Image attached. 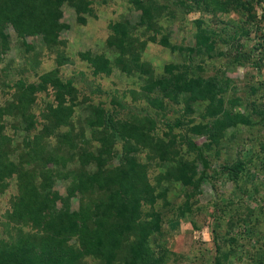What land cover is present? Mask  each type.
<instances>
[{"label":"trees","instance_id":"obj_1","mask_svg":"<svg viewBox=\"0 0 264 264\" xmlns=\"http://www.w3.org/2000/svg\"><path fill=\"white\" fill-rule=\"evenodd\" d=\"M129 1L140 12L139 22L135 28L128 23H109L105 46L113 50L114 59L111 61L105 53L93 56L88 53L84 60L92 67L94 76H109L115 66L127 77L143 79L138 91H129L131 98L145 100L152 111L143 108L134 111L124 99L108 93L113 106L133 114L126 120H114L103 107L88 105L87 137L84 127H77L73 118L78 104L75 81L61 83L51 73L43 75L38 84L26 85L19 80L15 99L5 107L0 106V194L8 187L7 181L14 178L17 194L5 217L18 227L14 234L7 229L8 236H0V264H166L165 255H156L151 247L157 246L156 241H152L153 245L149 241L161 233L163 221L156 207L159 201L168 205L166 185L171 184L186 189L182 204L171 209L177 211V219L192 214L204 185L212 187L214 181L231 180L236 191L221 198V203L214 202L221 218L228 217V229L235 224L257 222L256 229L259 227L263 208L258 207V211L248 207L250 201L244 195L253 197L261 188L264 190V182L251 179L253 173H264V139L259 141L258 152L251 151L231 164H220L218 169L212 166L207 152L213 150L217 155L228 130L251 125V115H259L256 124H264V100L251 101L247 105L252 111L249 115L236 111L240 98L226 101L223 96L231 79L202 75L206 62L202 59L196 65L193 56L229 57L230 65L244 66L251 62L256 68L264 67V33L261 42L250 51L244 52L246 43H241L242 39L250 40L254 27L261 31L264 6L260 15L256 8L264 0H194V7L186 3L188 0L172 2L186 12L195 9L207 13L235 12L245 18L242 27L235 23L236 31L221 40L226 47L231 43L226 51L217 49L216 32L202 27V20L195 21L194 46L171 43L159 22L167 6L156 0ZM65 6L74 11L81 24L93 15L90 0H0L1 49L8 47L4 33L7 24L22 38L38 37L47 47L60 46L63 42L58 39L59 32L67 27L60 23ZM169 15L173 16L172 12ZM23 44L27 47L24 40ZM149 44L176 52L182 62L163 64L162 73L157 74L150 60L146 62L142 57ZM258 50L260 55L252 62V53ZM78 81L83 88L92 86L83 77ZM50 83L58 102L55 106L48 104L37 117L29 107L36 94L46 91ZM251 93H255L252 87ZM66 96H71L72 103H65ZM199 102L205 106L196 122L190 116L196 111L194 104ZM172 104L181 107L186 120L169 123L163 119L166 107ZM5 116L18 121L14 127H21L26 133L23 140L26 152L17 162L9 155L11 138L4 134ZM161 126L164 127L161 135H156L157 127ZM199 138L204 139L201 146L196 143ZM50 139L55 145H49ZM118 142H122L120 152L115 150ZM94 143L100 144L95 147ZM188 152L192 154L190 159L185 157ZM141 153L146 154V163L139 161L137 155ZM152 162L163 168L153 184L148 176V164ZM57 182L63 184L65 196L54 190ZM245 182L255 184L247 188ZM72 197L78 199L76 210L69 205ZM242 209L247 210L240 212ZM24 227L31 230L25 231ZM247 230L251 236V229ZM214 234V240L222 237L215 231ZM239 247L219 249L220 255L212 264H227Z\"/></svg>","mask_w":264,"mask_h":264},{"label":"rangeland","instance_id":"obj_2","mask_svg":"<svg viewBox=\"0 0 264 264\" xmlns=\"http://www.w3.org/2000/svg\"><path fill=\"white\" fill-rule=\"evenodd\" d=\"M93 7V15L86 17V23L81 24L77 21L74 11L65 6L62 8V18L60 23L67 27L59 32L58 39L63 43L60 46L47 47L40 38L27 36L20 37L12 26L7 24L4 33L7 35L8 47L1 49L0 40V106L5 107L9 102L15 99L14 92L16 84L19 80L25 84H38L43 75L51 73L54 80L67 82L74 80L77 87L76 101L78 104L74 107L73 118L77 127H84V133L88 137L89 127L85 123V119L89 115L88 105L103 107L114 120H126L131 114L128 109H121L113 106L107 97L108 93H114L119 98L125 100L126 104L133 107L136 111L140 108L148 109L146 101L143 99L131 98V90H139V87L144 84L143 79L135 76L127 77L119 72L114 66L112 73L109 76H94L92 67L84 60L86 54L105 55L112 61L114 52L106 48L105 39L107 37L109 23L127 24L134 27L138 24L140 12L134 10L129 0H90ZM161 5L167 6L160 18V24L164 26V32H168L169 41L176 45L194 46V34L196 32L195 21L202 20L203 26L208 30L215 31L218 38L216 47L226 51L227 47L224 41L231 36L235 31V23L238 28L243 26L245 18H241L235 12L229 14L215 12H199L192 10L186 12L179 5H173L176 0H156ZM188 5L194 7V0H188ZM264 3L257 6L258 14L261 12ZM172 12V15H169ZM257 14V15H258ZM261 31L252 29L250 40H241V43H246L244 52H247L253 46L257 45L262 40L264 33V22L261 25ZM219 39V40H218ZM24 42L27 43L23 44ZM250 51V50H249ZM260 50L252 53V62L259 57ZM143 60L152 63L156 67V73L161 74V65L167 63L182 62V59L176 52H170L168 49L158 45L149 44L144 51ZM217 57V56H216ZM194 64H200L201 60H205L204 76H217L231 79L229 89L223 94L226 101L232 98H240V106L234 109L244 115L251 114V109L247 106L251 101L261 102L264 100V67L256 68L250 64L244 66L230 65L229 57H218L207 59L206 56H193ZM62 61L60 62V60ZM152 66V67H153ZM85 78L92 86L83 88L79 79ZM251 87L255 89V93H251ZM96 89V91H94ZM130 90V91H129ZM136 97L137 95L134 94ZM75 101V100H74ZM58 102V97L55 95V88L51 83L47 84V89L43 93H37L34 103L29 107V111L35 116L40 114L50 104L55 106ZM72 103L71 96L65 97V103ZM205 103L194 104L195 113L190 117L195 118L198 122L204 110ZM247 106V107H246ZM152 111V110H151ZM181 107L179 105H171L166 107L163 119L169 123H174L177 119L186 120L182 116ZM251 125H239L236 129H229L225 139L221 143L220 151L215 155L208 151L211 155L210 162L212 166L218 169V166L223 163L231 164L236 158H244L248 153L253 151L258 152L259 141L264 139V124H256L259 122V115H251ZM10 117L5 116L2 120L6 125L4 134L11 138L9 155L10 158L17 162L25 151L23 142L26 135L21 127H14L16 120H9ZM15 122V123H14ZM164 127H157L155 134L161 135ZM176 132L180 130L176 129ZM49 145H55L53 139L49 140ZM204 139H196L197 145L201 146ZM100 144V143H99ZM98 144V145H99ZM93 145V144H92ZM94 143L93 146H98ZM122 142H118L115 150L120 152ZM186 150L185 145H182V151ZM185 155V154H184ZM139 161L146 163V154L137 155ZM186 158H192V154L188 152ZM116 164V160L113 162ZM150 164V165H149ZM148 176L150 183H154L156 176L163 170L154 162L149 163ZM153 164V165H152ZM253 182H264V173L256 172L252 174ZM8 182V187L0 194V236L6 238L7 229L11 230V234L15 233L17 225L14 221H8L5 214L10 210L11 200L17 194L16 180L11 178ZM251 182V181H249ZM245 182V187L250 188L255 183ZM164 186V185H163ZM168 205H164L159 201L156 210L161 214L162 230L160 234H156L150 239L149 244L153 245L152 241H156L157 246H151L156 255H165L166 264H212V260L220 255L219 249L228 250V248L236 249L235 255H232L227 264H264V215H260V224L258 222L251 224H235L231 229H228V217L221 218L218 207L214 202L228 197V194L236 191L235 185L231 180L220 179L214 181L212 187L208 184L203 186V193L198 197L197 204L193 207L192 214H186L185 217L175 218L177 206L184 201L183 188L179 184L166 185ZM54 190L59 195L65 196L63 184L57 182ZM238 192V191H237ZM236 192V193H237ZM264 196L263 188L259 193H255L253 197L245 196L248 207L251 209L262 207L264 211ZM222 198V199H221ZM254 199H257L255 201ZM60 203L57 205V207ZM69 205L73 210L77 209L78 199L72 197L69 200ZM244 207H247L245 203ZM247 209H242L240 212H246ZM246 214V213H245ZM257 214V213H256ZM224 219V220H223ZM254 223V222H253ZM247 229H251V236ZM23 230L29 231L30 227H24ZM222 236L214 240L215 234ZM229 231V233H227ZM263 234V235H262ZM10 236V235H9ZM232 239L235 242H232ZM71 241V242H70ZM71 244H75L73 239H70ZM262 253V254H261Z\"/></svg>","mask_w":264,"mask_h":264},{"label":"built area","instance_id":"obj_3","mask_svg":"<svg viewBox=\"0 0 264 264\" xmlns=\"http://www.w3.org/2000/svg\"><path fill=\"white\" fill-rule=\"evenodd\" d=\"M257 14H258V12H257ZM260 14H261V12L258 15H260Z\"/></svg>","mask_w":264,"mask_h":264}]
</instances>
